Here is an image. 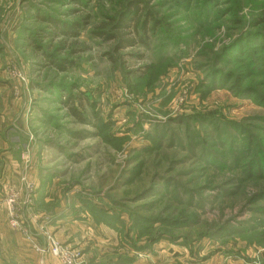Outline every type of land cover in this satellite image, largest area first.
I'll return each instance as SVG.
<instances>
[{"label": "rangeland", "instance_id": "obj_1", "mask_svg": "<svg viewBox=\"0 0 264 264\" xmlns=\"http://www.w3.org/2000/svg\"><path fill=\"white\" fill-rule=\"evenodd\" d=\"M147 1L0 0V264H264V0Z\"/></svg>", "mask_w": 264, "mask_h": 264}, {"label": "trees", "instance_id": "obj_2", "mask_svg": "<svg viewBox=\"0 0 264 264\" xmlns=\"http://www.w3.org/2000/svg\"><path fill=\"white\" fill-rule=\"evenodd\" d=\"M175 1L182 5L190 0ZM118 4L120 10L117 12V16L110 18V21L112 22V30L108 31L102 28L100 31H96L97 34L106 40H116V49L148 45L147 42L149 40V36L157 34L161 24L153 9L149 6V1L118 0ZM252 15V25H264V8L261 10L258 6L253 7ZM51 21L54 23V28L57 32L60 33L67 30V27H63L59 30L56 23L53 20ZM235 21L236 23L240 22L238 18H235ZM69 27L68 31L76 34L80 29V26L77 23L74 26ZM132 35H137V38ZM70 98L68 97L67 100L69 101ZM71 111L74 115H79L75 108L72 107Z\"/></svg>", "mask_w": 264, "mask_h": 264}, {"label": "crops", "instance_id": "obj_3", "mask_svg": "<svg viewBox=\"0 0 264 264\" xmlns=\"http://www.w3.org/2000/svg\"><path fill=\"white\" fill-rule=\"evenodd\" d=\"M18 256H19V260H21L22 259V253H20ZM23 257L25 258V261H28V264H44L45 263L44 259H42L41 257H40V259H38L32 253H25L23 255Z\"/></svg>", "mask_w": 264, "mask_h": 264}, {"label": "built area", "instance_id": "obj_4", "mask_svg": "<svg viewBox=\"0 0 264 264\" xmlns=\"http://www.w3.org/2000/svg\"><path fill=\"white\" fill-rule=\"evenodd\" d=\"M54 252L57 254H61V251L57 246L54 248Z\"/></svg>", "mask_w": 264, "mask_h": 264}]
</instances>
